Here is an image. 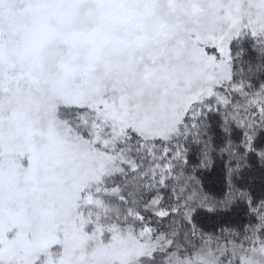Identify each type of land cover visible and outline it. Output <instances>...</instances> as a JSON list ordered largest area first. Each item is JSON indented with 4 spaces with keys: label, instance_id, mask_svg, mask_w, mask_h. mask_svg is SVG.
I'll return each mask as SVG.
<instances>
[{
    "label": "snow or ice",
    "instance_id": "6c2138e0",
    "mask_svg": "<svg viewBox=\"0 0 264 264\" xmlns=\"http://www.w3.org/2000/svg\"><path fill=\"white\" fill-rule=\"evenodd\" d=\"M0 264H264V0H0Z\"/></svg>",
    "mask_w": 264,
    "mask_h": 264
},
{
    "label": "trees",
    "instance_id": "16d2710c",
    "mask_svg": "<svg viewBox=\"0 0 264 264\" xmlns=\"http://www.w3.org/2000/svg\"><path fill=\"white\" fill-rule=\"evenodd\" d=\"M206 222L210 224L212 221H211V220H208V221H206Z\"/></svg>",
    "mask_w": 264,
    "mask_h": 264
}]
</instances>
